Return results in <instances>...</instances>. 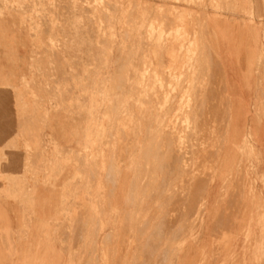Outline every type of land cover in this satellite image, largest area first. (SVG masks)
I'll return each instance as SVG.
<instances>
[{
	"label": "rangeland",
	"instance_id": "rangeland-1",
	"mask_svg": "<svg viewBox=\"0 0 264 264\" xmlns=\"http://www.w3.org/2000/svg\"><path fill=\"white\" fill-rule=\"evenodd\" d=\"M237 15L264 18L250 0H0V264L245 263L217 214L264 181L223 171L221 124L199 146L193 115L226 103L212 65ZM254 68L261 89L263 49Z\"/></svg>",
	"mask_w": 264,
	"mask_h": 264
},
{
	"label": "crops",
	"instance_id": "crops-1",
	"mask_svg": "<svg viewBox=\"0 0 264 264\" xmlns=\"http://www.w3.org/2000/svg\"><path fill=\"white\" fill-rule=\"evenodd\" d=\"M250 1L253 2L254 13L263 15L264 0ZM231 19L229 42L221 47L220 62L212 65L214 74L218 73V66L220 77L226 79L228 88L224 86V90L227 100L224 105L215 103L206 106V102L211 103V98H220V93L214 90L215 93L206 95L203 105L195 108V129L199 132L197 144L201 146L203 142L205 145L206 140L211 139V136L207 139L200 136L207 124H212L211 120L216 123L215 129L221 124L220 145L223 148L215 153L214 161L224 163L222 170L228 169L230 174L235 167L239 175L246 168L244 161H253L255 172L264 181V80L261 89L254 87L258 82L255 59L258 52L264 50V18L255 17L252 26L246 23L243 15ZM234 21L237 23L235 26ZM214 33L216 37V20ZM233 145L236 148H232ZM198 160L205 161V155L199 153ZM218 188L215 186L212 191L210 199L214 202L216 198L222 200L218 196L222 191ZM227 195L223 202L229 208L224 205L217 217L221 215L220 226L229 225L231 231L235 229V233L231 232L230 257L245 259L244 264H264V185H233Z\"/></svg>",
	"mask_w": 264,
	"mask_h": 264
},
{
	"label": "bare ground",
	"instance_id": "bare-ground-1",
	"mask_svg": "<svg viewBox=\"0 0 264 264\" xmlns=\"http://www.w3.org/2000/svg\"><path fill=\"white\" fill-rule=\"evenodd\" d=\"M75 1H76V0H75ZM106 5H107V4H106ZM99 8H100V7H99ZM98 12H99V11H98ZM101 16H102V15H101ZM175 24H176V23H175ZM175 24H174V25H175ZM169 33H170V32H169ZM165 37H166V36H165ZM154 40H155V39H154ZM149 66H150V65H149ZM142 68H143V67H142ZM146 77H147V76H146ZM104 79H105V78H104ZM114 81H115V80H114ZM114 89H115V88H114ZM214 93H215V91H214ZM106 95H107V94H106ZM211 106H213V105H211ZM211 106H210V107H211ZM212 112H213V111H212ZM213 113H214V112H213ZM176 163H177V162H176Z\"/></svg>",
	"mask_w": 264,
	"mask_h": 264
}]
</instances>
